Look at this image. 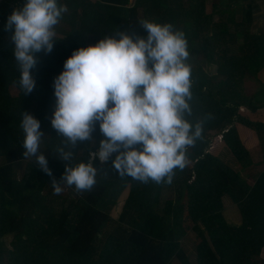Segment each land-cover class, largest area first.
I'll return each instance as SVG.
<instances>
[{
  "label": "trees",
  "instance_id": "1",
  "mask_svg": "<svg viewBox=\"0 0 264 264\" xmlns=\"http://www.w3.org/2000/svg\"><path fill=\"white\" fill-rule=\"evenodd\" d=\"M129 1L58 0L68 11L55 28L52 51L34 54L37 63L31 74L35 88L27 95L19 88L12 30H5L7 18L25 0L0 1V264H256L253 261L264 248V171L255 174L254 184L248 185L217 160L226 147L243 169H254L249 151L256 144L246 145L243 139L258 137V146L261 143L264 151V114L257 115L258 110L247 106L249 116L242 118L247 112L243 105L226 102L242 95L233 88L229 92L225 84L207 74H196L192 66V111L186 119L193 125L202 122L203 131L188 150L190 163L183 170H174L171 184H144L119 177L112 166L113 154L105 164L93 161L98 174L92 191L76 195L74 188L61 185L64 190L55 195L51 178L34 157H25L22 113L36 118L47 134L40 151L55 179L61 180L65 163L56 149L64 146L63 138L50 123L56 105L54 79L77 49L93 46L105 37L118 39V33L146 38L142 21L172 24L183 32L188 43L187 63L191 65L196 58L217 63L218 73L231 86L242 81L245 73L254 78L260 69L257 58L264 45L258 42L245 51V57L224 60V50L234 37L231 32L240 35L243 29L234 23L235 11L213 10L206 15L201 0H134L128 6ZM214 57L220 58L216 61ZM12 85L19 89L17 96L8 92ZM219 90L226 100L215 101L214 92ZM207 131L215 133L210 142ZM92 135L93 142L78 143L72 149V166L87 163L89 152L98 151L99 141L104 139L98 123ZM21 163H26L25 169L17 177ZM223 197L239 206L241 226L229 227L220 217ZM120 203L116 225L107 232L110 214ZM188 222L193 223L190 231L198 234L191 246L186 238ZM198 222L206 228V236L198 232Z\"/></svg>",
  "mask_w": 264,
  "mask_h": 264
},
{
  "label": "clouds",
  "instance_id": "2",
  "mask_svg": "<svg viewBox=\"0 0 264 264\" xmlns=\"http://www.w3.org/2000/svg\"><path fill=\"white\" fill-rule=\"evenodd\" d=\"M67 11L58 0H25L7 18L5 30L13 33L23 94L35 88L34 54L52 51L55 28ZM141 26L146 38L118 33V39L105 37L75 50L54 79L56 105L50 123L63 138L64 146L56 149L65 163L60 181L40 151L44 137L40 122L31 114H21L24 155L34 157L51 178L55 195L64 190L61 185L74 188L76 195L92 191L98 174L93 161L105 164L113 154L112 166L119 177L144 184H171L174 170L190 163L188 150L201 138L203 123L193 125L186 119L192 111L187 40L172 24L142 21ZM97 123L104 137L98 151L89 152L87 163L72 166V149L93 142Z\"/></svg>",
  "mask_w": 264,
  "mask_h": 264
},
{
  "label": "rangeland",
  "instance_id": "3",
  "mask_svg": "<svg viewBox=\"0 0 264 264\" xmlns=\"http://www.w3.org/2000/svg\"><path fill=\"white\" fill-rule=\"evenodd\" d=\"M1 1V0H0ZM88 1H95V0H88ZM222 3H224V0H221ZM226 3L227 0H225ZM134 0H130L129 1V5L128 6H133ZM7 5H9V7L12 6V3H8ZM13 8L15 9V6H13ZM139 14H141L140 10H139ZM247 18V14H245L244 17L241 18V21H243L244 19ZM226 52V54L224 55L225 58L224 60H231V61H235L236 58L239 57H245L244 56V50L242 48H233V49H228L225 48L224 50ZM220 57H214V59L216 61L219 60ZM194 62L191 64L193 71L196 74H207L208 77H213L215 78V82L217 83H223L227 86V88L229 89V92L233 93L232 88L236 91L239 92L242 96H239V98H234L232 101L227 100L226 102H228V104L230 106H232L234 103L240 102L242 105L246 104L247 106H250L251 108H255L256 110H262L264 111V73H261L257 76H254V78L250 75H246L242 81H238L237 84H235L234 86H231L228 83V80L225 79L224 76L220 75L218 73V69L220 68V66H216L217 63H207L204 61H201V59L196 58L195 60H193ZM257 61L259 62V66L260 69H264V52L260 50ZM255 70L256 65H255ZM257 69V70H260ZM8 92L10 93L11 96H17V94L19 93V89H17L14 85L9 86L8 87ZM215 95V101L217 100H226L224 94L219 90V93L217 91L214 92ZM247 112H245L243 115L241 116L242 118H246L247 116H249V112L250 110L247 108L246 109ZM249 111V112H248ZM240 115V113H238ZM260 113H257V115ZM255 116V115H254ZM253 116V117H254ZM214 134H211L209 131H207L206 133V139L208 140V142H210L212 140V138L214 137ZM45 136H47V134L44 133ZM258 137L254 138V136L252 137V139H248V140H244L243 139V143L246 145L249 144H253L254 146L256 144V146L251 149L249 152L250 155L249 156V161L252 163V165H256L254 169H251L249 167H246L243 169L242 165L240 163H238L234 156L229 152V150L225 147L221 150V152L219 153L217 160L220 161L221 163L225 164L226 166H228L230 168V170L232 171V173L234 174H239V178L243 181H245L248 185H253L255 182V177L257 173L264 171V165H259L261 163L264 162V151L262 148V144L259 143L258 146ZM221 140V138L219 139ZM241 142V139H240ZM31 160V158H28L27 161ZM25 164L26 163H21L17 165V172L16 175L17 177H19L24 169H25ZM259 165V166H258ZM126 193L122 195L121 198H125ZM243 203V201L239 202V204ZM121 204L120 203L114 210H112L110 216L112 218V221L110 223V226L107 229V232L113 230V228L116 225V220L118 219V216L120 214V209H121ZM222 212H221V218L224 221V223L229 226V227H239L241 226V215H240V211H239V206L235 205L232 201H230V199H227L226 197L222 198ZM188 230L190 231L193 227V223L192 222H188ZM198 225V232L202 233L203 236H206V228L204 227V225L200 222L197 223ZM182 229L184 231L185 230V226L182 225ZM107 233L105 232V235ZM188 236L186 237L188 240L190 238L191 240V245L194 244L196 237H197V233H193L190 231V233H187ZM105 235L102 236V238H105ZM199 242V240L197 241V243ZM210 245V243H209ZM185 248V246L183 247ZM252 260V259H251ZM254 260V259H253ZM256 264H264V248L261 250L260 255L258 256V258L253 261Z\"/></svg>",
  "mask_w": 264,
  "mask_h": 264
},
{
  "label": "crops",
  "instance_id": "4",
  "mask_svg": "<svg viewBox=\"0 0 264 264\" xmlns=\"http://www.w3.org/2000/svg\"><path fill=\"white\" fill-rule=\"evenodd\" d=\"M228 3L221 2V0H201L204 11L206 15H209L213 10L223 11H235V21L236 25H243V29L240 31V35L237 32H231L234 37H232V44L228 49L242 48L244 53L246 50L255 44L260 43L264 45V0H227ZM247 14V21H241V18ZM229 27L234 29L231 24ZM245 32V34H244ZM242 58V57H239ZM256 76L264 73V69L257 70ZM252 76L250 73H245L246 75ZM243 77V78H244ZM243 108L246 111L248 108L246 104H243ZM264 108V107H263ZM256 110V109H254ZM257 113L264 114V111L258 110Z\"/></svg>",
  "mask_w": 264,
  "mask_h": 264
}]
</instances>
